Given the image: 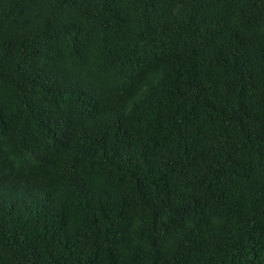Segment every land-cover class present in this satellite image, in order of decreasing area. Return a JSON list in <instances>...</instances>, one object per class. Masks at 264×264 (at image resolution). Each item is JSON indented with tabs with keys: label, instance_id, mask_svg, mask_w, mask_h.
I'll use <instances>...</instances> for the list:
<instances>
[{
	"label": "trees",
	"instance_id": "obj_1",
	"mask_svg": "<svg viewBox=\"0 0 264 264\" xmlns=\"http://www.w3.org/2000/svg\"><path fill=\"white\" fill-rule=\"evenodd\" d=\"M0 264H264V0H0Z\"/></svg>",
	"mask_w": 264,
	"mask_h": 264
}]
</instances>
